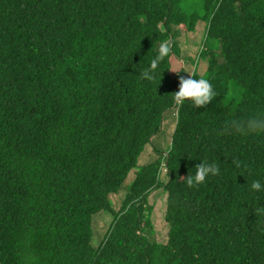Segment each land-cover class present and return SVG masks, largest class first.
<instances>
[{
    "label": "trees",
    "instance_id": "16d2710c",
    "mask_svg": "<svg viewBox=\"0 0 264 264\" xmlns=\"http://www.w3.org/2000/svg\"><path fill=\"white\" fill-rule=\"evenodd\" d=\"M200 1L0 0V264H264V214H254L264 207V132L249 128V121L264 122V71L249 77L240 68L241 57L252 55L249 46L218 47L227 65L212 66V86L228 99L173 105L180 78L173 79L176 34L208 24ZM226 1L240 19L264 14L253 0ZM21 9L23 20L15 16ZM195 15L202 19L193 21ZM164 41H171V53L154 79H142ZM256 47L264 51V38ZM191 59L195 77L209 80L205 55L197 51ZM113 98L134 104L137 118L151 125L163 123L172 106L183 117L165 169L159 158L139 165L131 158L135 151L110 157L97 148L105 149L106 133L127 125L141 149L161 134L133 126L132 106L117 114L104 109ZM20 149L32 161L16 158ZM202 162L218 164L219 174L188 187L183 177ZM127 167L137 170L131 194L147 198L122 214L104 194L110 175L120 179ZM257 180L260 191L250 187ZM162 193L173 216L156 238L145 222L164 201ZM175 194L191 197L194 211L175 212L169 206ZM114 213L115 226L108 219ZM99 219L108 226L96 241Z\"/></svg>",
    "mask_w": 264,
    "mask_h": 264
},
{
    "label": "bare ground",
    "instance_id": "6f19581e",
    "mask_svg": "<svg viewBox=\"0 0 264 264\" xmlns=\"http://www.w3.org/2000/svg\"><path fill=\"white\" fill-rule=\"evenodd\" d=\"M261 1L264 2V0H253L254 5L258 10L264 13V10H262L261 6ZM201 11H203L205 14H212L215 15L218 18H221L226 22V26H220L218 25L215 21H213L211 24H205L204 26H198L197 29H192V28H183L182 30H178V32H183L186 34V37L189 41L194 42V39L196 37L199 38V42L196 43L198 45V51L203 53L205 57L207 58V54L213 53L214 56L210 59H208V64L211 65V69L208 72L209 76V81L211 84L214 83L216 80V76L214 75V69L212 66L216 63H221L224 65H227L223 61V49H219L218 47L224 43H229V42H240L247 44L249 46V51L252 54V59H257L261 58L264 60V51L259 50L256 47L257 41L259 38H264V32L260 31V28L264 31V18L259 19L257 17H246L244 19H240L238 17L239 12L235 9H228L222 5V3L219 0H201ZM27 14L26 9H21L15 12V16L20 20H23L25 18V15ZM207 16V15H206ZM202 19V16H194L191 19L197 20V19ZM208 19V17L205 18V20ZM238 27H242V29H238ZM253 42V43H252ZM176 49H179V46L176 45ZM179 54H171V57L175 64L173 65V79H175V76H181L182 71L186 74L188 77L189 72L187 70V67L194 65V61L192 59H189L191 63L184 62L183 60H180L179 58L182 57V52L179 49ZM197 51H194L196 53ZM261 64H257L259 66ZM229 69V68H228ZM181 71V72H180ZM176 72H179L178 74ZM261 81L264 83V73L262 74ZM231 84V80L227 79L224 81V84ZM217 95L215 96L216 99L218 100H226L228 99V96L222 92H219L218 88L213 87ZM98 94L100 96H108V93L105 92V90L101 89L99 87ZM250 91L252 92H258L256 88L250 87ZM96 101V100H95ZM238 101V100H234ZM242 102V101H239ZM245 103V101H243ZM246 104V103H245ZM114 105V106H113ZM128 106H132V109L136 111L135 119L131 123L133 126L141 129L143 132H148L151 134H154L153 131H161V134L156 136V138H160L165 135H171V137H175L173 134V131H171L165 122L163 123H157L155 125H151V120L149 118L147 119H138V112L139 109L135 107L134 104L131 102H126L123 100H117L113 98V104L107 103V105L104 107V109H110L112 110V114H117L119 113L120 108H126ZM172 111L175 112V109L173 106L171 107ZM49 110H54V107H51ZM45 111V110H44ZM176 113V112H175ZM108 115V114H107ZM106 115V116H107ZM105 117V116H104ZM125 117L127 119L132 117V113L130 114H125ZM65 119H69V117H65ZM117 122L121 121V119L117 118ZM126 121V120H125ZM189 127L191 124V120L188 121ZM128 124V123H127ZM129 125L123 127L120 131L114 132V133H106L105 135L107 136L108 140L111 142H115L117 145H119V139L122 140L124 139L125 135L127 136H133V133L128 130ZM189 131V128L187 129L186 133ZM106 142V141H105ZM258 140H254V143L258 144ZM173 149H175V146L170 144L168 146V149L165 150V152H170ZM126 150L125 149H115L114 151H111V154H118L124 153ZM252 151L251 149V139L248 141V149L247 153L250 154ZM164 153V152H163ZM163 153L159 154L158 152H147V153H142L140 152L139 154L135 155L134 157H131L132 160L137 161V164L139 165H146L149 162L157 159V158H162ZM16 158H21L25 161H32V158L29 157L28 152H21V149L19 150L18 153L15 154ZM162 168L165 169V166L162 165ZM137 170L132 167H127L125 170L122 171V176L120 179L115 178L114 176L109 177L108 182L111 184V188L106 191L104 195H110L116 194L118 197L121 196L124 198V201H120V204L118 206L115 205L114 207H123L122 214H125L127 212L133 211V205L142 202L146 198L141 195V194H125L120 190V186H124V182L128 177L129 172H136ZM119 185V191L116 189ZM172 202L169 204V206L175 211V212H180V211H185L186 215L190 214L194 211L195 205L194 201L191 197L184 195V194H175L171 196ZM191 200L193 203H191ZM162 203V202H160ZM159 205V204H158ZM192 205V206H191ZM167 207L168 205L166 204L165 210L163 213V209L160 208L158 211L156 209H151L149 212V217L151 220H154L155 223L153 224L151 221L150 222H145L148 228V234L150 235L153 233L157 227L161 224H168L170 222V219L172 218L173 215L167 213ZM167 215V216H166ZM108 219L112 222V224L115 226L119 223V213H114L113 215L109 216ZM146 219H143L141 222H143ZM128 223V222H126ZM132 225L131 223H129ZM133 227V225H132Z\"/></svg>",
    "mask_w": 264,
    "mask_h": 264
},
{
    "label": "clouds",
    "instance_id": "9594fccd",
    "mask_svg": "<svg viewBox=\"0 0 264 264\" xmlns=\"http://www.w3.org/2000/svg\"><path fill=\"white\" fill-rule=\"evenodd\" d=\"M222 5L226 8H228V1L220 0ZM212 15V14H210ZM250 17H257L259 19L264 18V14H256L253 13ZM213 21H215L218 25L222 26L226 22L222 20L221 18L216 17L213 15ZM210 16L208 19V24H211ZM171 53V41H164L161 43V45L158 48L157 55L150 61V64L147 68L143 69L140 73L142 79L152 80L154 79V72L158 68L160 62L164 60L165 57H167ZM261 64L257 66V64ZM241 66L240 68L243 69V71L249 76L254 77L257 74H260L264 71V60L261 58L252 59V55H244L241 57ZM181 72V71H180ZM177 74L179 72H176ZM188 77L184 78L183 76H180L179 78V88L178 91L171 93L173 96V105L177 110L182 107L186 101H191L192 106L194 107H203L210 103L213 98L217 95L215 92L212 84L209 80L205 78H199L197 79L195 77V72H187ZM176 115L178 116V121L176 122V128L179 122L183 121V117L179 114L178 111H176ZM170 118H166L165 121L170 123ZM257 127H259L260 131L264 132V122H262L259 126H257L256 122L254 120L249 121V128L252 131H256ZM176 128L174 131V136L176 133ZM239 130V129H238ZM160 135V134H159ZM158 136V135H156ZM156 136L153 137L152 142L153 146L147 145L144 149H141L130 136L125 135L124 139H119V145H117L115 142H111L108 139L105 142V149H103L102 145L98 146L97 148L101 151L104 150V154L110 157H114L115 154H111V151H114L115 149H125L126 152H132L135 151V155L142 153H147L152 151V149L156 148V143L160 141L156 140ZM173 141H175V137H173ZM128 154V153H126ZM234 164H236L237 168L240 167V162L234 160ZM220 172L219 166L216 163L209 164L208 162H202L199 165H196L195 167V173L192 174V172L189 170V173L187 176L183 177L186 185L190 188H194L199 184H202L205 182L206 178L209 175L215 176L218 175ZM131 173V172H129ZM128 173V174H129ZM134 174V177L132 179H128L124 182V186H120V190L125 194H131L130 189L132 188L130 186V182L135 180L136 173L132 172ZM251 189L254 191H260L261 190V183L260 181H253L251 183ZM120 201H124V198L121 197ZM255 215L264 214V207H257L255 209ZM168 227L169 223H168Z\"/></svg>",
    "mask_w": 264,
    "mask_h": 264
},
{
    "label": "rangeland",
    "instance_id": "374dc122",
    "mask_svg": "<svg viewBox=\"0 0 264 264\" xmlns=\"http://www.w3.org/2000/svg\"><path fill=\"white\" fill-rule=\"evenodd\" d=\"M210 19L213 20V15H210ZM213 22V21H211ZM177 31V30H175ZM176 39H177V42L176 44L179 46V49L181 50L182 52V57L179 58L180 60H183L184 62H187V63H191V61H189V59L193 58L194 57V51H198V45L197 44H193V42L191 43V41H189L186 37V34L182 33V34H176ZM187 42L189 43V45H187ZM188 46L190 48H188ZM214 56V54L211 52L209 54H207V59H210ZM172 62L173 59H172ZM192 64V63H191ZM193 69L192 66H189L187 67V70L189 72H191ZM176 112V111H175ZM174 111H171L167 114V117L166 118H170V123H168L167 121H164L167 125V127L173 131H175V128H176V122L178 121V116L176 115ZM172 144L173 145V138L171 137V135H165V136H162L160 137V141L156 143V148L155 149H152L153 152H158L159 154L163 153L162 155V158H159V160L161 161V166L164 165V161H165V157H166V152L165 150L168 149V146ZM134 177V174L131 172L128 174V177L125 181H127L128 179H132ZM154 196V194L152 195V197ZM162 196L164 198V201L162 203H159V205L156 207V211H158L160 208L163 209V213H164V210H165V206H166V196L164 195V193H162ZM109 198H110V201L112 203V205L114 206V203L116 206H118L120 204V199H121V196H117L116 194H112V196L109 195ZM121 206L119 207H116V208H120ZM100 220V219H99ZM110 221V219H109ZM152 223L154 224L155 221L154 220H151ZM107 226H108V223L103 221V220H100L99 222H96L94 224V229H95V233H94V239L97 241L100 236L105 232V230L107 229ZM168 229V224H161L157 227V229L155 230V237L156 238H161L165 233H166V230Z\"/></svg>",
    "mask_w": 264,
    "mask_h": 264
},
{
    "label": "crops",
    "instance_id": "0c3cea01",
    "mask_svg": "<svg viewBox=\"0 0 264 264\" xmlns=\"http://www.w3.org/2000/svg\"><path fill=\"white\" fill-rule=\"evenodd\" d=\"M116 189L119 191V185H118V187Z\"/></svg>",
    "mask_w": 264,
    "mask_h": 264
}]
</instances>
